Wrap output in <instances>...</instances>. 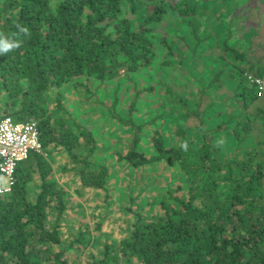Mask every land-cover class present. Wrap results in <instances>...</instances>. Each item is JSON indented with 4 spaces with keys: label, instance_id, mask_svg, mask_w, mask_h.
<instances>
[{
    "label": "trees",
    "instance_id": "obj_1",
    "mask_svg": "<svg viewBox=\"0 0 264 264\" xmlns=\"http://www.w3.org/2000/svg\"><path fill=\"white\" fill-rule=\"evenodd\" d=\"M151 2L0 0V117L35 120L45 151L31 150L19 161L12 190L0 194V264H82L65 255L68 244L79 248L87 242L81 231L63 242L62 190L49 178L46 153L51 146L63 149L82 187L106 190L110 172L107 164L92 165L90 128L75 118L69 122L70 110L59 93L56 106L49 108L46 91L77 76L102 82L154 66L153 30L163 12ZM244 90L247 104L257 95L253 85L244 83ZM112 112L136 127L118 160L133 167L165 161L178 167L184 185L177 183L176 192L167 189L153 210L128 205L133 213L129 234L103 242L85 264H116L120 255L139 264H264V106L257 110L262 136L243 142L242 154L231 160L223 159L206 137L198 144L182 137L168 145L158 130L152 137L154 152L147 154L139 148L144 123H136L131 110L126 117ZM35 176L38 189L32 192ZM50 208L55 209L51 223Z\"/></svg>",
    "mask_w": 264,
    "mask_h": 264
},
{
    "label": "crops",
    "instance_id": "obj_2",
    "mask_svg": "<svg viewBox=\"0 0 264 264\" xmlns=\"http://www.w3.org/2000/svg\"><path fill=\"white\" fill-rule=\"evenodd\" d=\"M179 1L180 0H178V2ZM191 1L197 3L193 4L192 10H187L188 5L191 3L185 1L184 6H186V8H184V10L188 12L176 14L178 16L174 23L168 22L166 17L163 16V21H161V18L156 24L155 30H153V34L157 33V38L161 36L160 40L162 41L169 39L171 44L170 46H166V50H162L163 47H160L162 42L161 44L159 43L158 46L155 45L154 49L157 51L158 57L154 55V66L149 67V71H147L148 74H146L147 82H144V86L150 88L145 92L143 91V93L138 92L139 97L137 100L134 99V96L132 98L137 104L139 99H145L144 101L147 105H149V97L151 96L155 97L158 101H160L159 98L163 100V102L161 101V105L158 103L161 106L159 107L161 113H153V109L148 107L146 110L148 111L147 117L137 112V109H139L137 105L131 108L132 112L136 110L134 111L136 116L138 114V118L143 120L144 125L147 124L148 128V132L144 134L146 140L141 142L140 139L141 146L139 145V148L144 150L147 154L153 153L154 145L152 137L154 132L158 130L164 138L165 144L168 145L174 143L178 144L182 137L186 138V140L192 139L194 140L193 143L198 144V142L202 140V137H206L218 148L219 153H222L223 159L231 160L242 154L240 145L243 142L247 143L249 140L255 141L263 134V123L257 116V110L258 107L264 106V94L257 95L246 104L245 97L247 95V90H244V83H247V85L251 87L252 85L249 81L246 80L244 82L242 80L247 73L256 74L264 70V0ZM196 9H202V12L200 13V10L196 11ZM169 12L170 11H167L165 13L164 11V15H170L171 13ZM195 16H203V18H201L197 24H192L191 18ZM233 18H237L238 21L232 22ZM178 19L180 22L182 21L180 24L181 29L190 24L196 26L197 30L200 26L206 24L208 25L207 31L211 32L214 38L216 34L222 36V43L220 40H215V46H207V50H216L217 54H211L210 58L207 59L205 63L201 61L199 71L193 63H190L189 60L186 59V57H189L190 53H192L191 50H189L192 47L185 45V40L179 45L180 36L183 32L181 29L178 32ZM172 27H174V29H172ZM199 30L202 29H198V31ZM216 55L226 59L225 65L224 59H221V63L224 65L225 70L232 73L230 80H233L235 83L233 88L227 87L228 84L225 83L226 80L222 82V78H220L221 80L218 79L219 82L216 87L211 86V81L214 79L213 75H215V72L219 73L222 71V68H224L219 66L217 69V67L214 66L215 63L217 64L216 61L218 59ZM201 56L206 55L202 53ZM166 57H168L169 60L167 65ZM191 66L196 67L194 76L189 74L190 69H192ZM203 70L206 78L202 79L200 75ZM167 75H169V78H167ZM76 78H78V76L74 77L72 82H75ZM89 79L93 80V85L96 84L95 79L90 77ZM134 79L139 84L138 87H144L140 86V80L142 78L135 77L134 75ZM106 81L107 80H103L102 82ZM75 84L79 85L80 81H76ZM90 108L93 111L103 113V119L106 117V108H104L102 104ZM95 114L96 113L91 115V119L101 121L99 119L100 114ZM153 114L155 115L152 116ZM187 119H190L188 120L189 123L184 124L183 121L185 120L186 122ZM78 121L90 128L95 140V148L90 154L92 165L95 167L103 163L107 164L111 176L107 178L106 190L93 186L82 187L79 176L76 173V168H74L75 165L71 161L69 155L59 147L51 146L49 148L46 153L52 165L49 178L56 181L58 187L62 190V200L64 203V209L62 210L60 218L62 238L66 237V235L63 236L62 233L64 226L67 225L70 230L68 235L70 237H75V235L78 234V230L81 231L79 225L80 221L91 227L92 224L103 222L105 218L114 216L116 210L114 206L115 201H117L118 206H121L123 201L124 203L122 206L126 204L124 206L127 208L131 203L126 202V200L132 201L133 198L136 199L133 195L134 193L132 191L129 192L130 189H133V182L127 184L125 187L122 185L117 186L112 175L114 169L113 167L111 168V164L107 163V161L111 160L113 157L118 159L117 153L125 152L128 147H123L119 151L116 150L117 146L111 142L112 140L110 138H108V140L104 137L103 139L101 137L99 138L100 134L97 135L93 132L95 127L89 120V122L86 121L85 123L84 120ZM161 121H163V123H161ZM113 123L116 122L113 121ZM125 126L128 127L126 124ZM149 135L150 137H148ZM108 143L110 145L106 146ZM236 145L238 149H236ZM112 147L114 148L113 153ZM115 151H117L116 154ZM141 166L143 165L137 167ZM133 171L134 170L131 171L132 174ZM117 179L118 176H116V180ZM31 181V187H34L36 184V187L33 189L37 191L39 178L35 176ZM74 192L77 193V195H75ZM65 196L67 198L70 197L69 199H72L73 202L66 204ZM50 209L55 213L54 208ZM87 214L88 218L86 217ZM67 217H72V220L68 221V223L65 221ZM128 229L130 230V228ZM96 233L102 234L103 236L107 234L104 230L97 231Z\"/></svg>",
    "mask_w": 264,
    "mask_h": 264
},
{
    "label": "rangeland",
    "instance_id": "obj_3",
    "mask_svg": "<svg viewBox=\"0 0 264 264\" xmlns=\"http://www.w3.org/2000/svg\"><path fill=\"white\" fill-rule=\"evenodd\" d=\"M185 1H187L188 3H191L190 5H188V8H187L188 11L193 9V4H197L191 0H185ZM185 1L180 0L178 2V0H152L151 5L155 6V4H159V7L160 9H162V12H163L161 13L162 15L161 21H163V16H164L166 17L168 22L174 23L176 22V18L178 16L176 14H182V13L188 12L187 10H184V8H186V6H184ZM164 11L165 13L167 11H170L169 13L171 14L164 15L165 14ZM196 11H199L201 13L202 9H196ZM255 17H256V14H255ZM201 18H203V16L192 17L191 23L197 24L198 21L201 20ZM237 21H238L237 18L232 19V22H237ZM179 22L180 20L178 19V23H177L178 32L181 29L180 24L182 23V21L180 23ZM174 27H172V29H174ZM207 28H208V25L205 24L204 26H200L198 28L204 31L202 30L198 31V29L196 30V26L189 24L187 27H184L181 29L183 34L180 36L179 45L181 44V42L185 40L186 41L184 42L185 45L192 47L189 49L191 50L192 53H190V56L186 57V59H188L190 63H193L197 67L198 71L200 68L201 61L205 63L207 62L206 60L210 58L211 54L213 53L217 54L216 50L215 51L213 49L207 50L206 49L207 46L208 45L212 47L215 46L216 45V43L214 42L215 40H220L222 43V36L220 34L218 35L216 34V37L214 38L213 37L214 35L211 32H208ZM219 35H220V38H219ZM160 38H157V33L153 34L154 43L152 44L158 46V44L159 43L161 44L162 42V45H160V47H163L162 50H166V46H170L171 42L169 39H165L162 41L160 40ZM166 40H167V43H166ZM202 53L206 56H201ZM154 55L158 57L157 51H156V54ZM217 58H218L216 61L217 64L215 63L214 66L217 67V69L219 66L224 67L226 59L221 56L220 57L217 56ZM165 59H166V65H167L169 62L168 57H166ZM221 59H224V65L221 63ZM156 60L159 62L157 58ZM195 66H191L192 69H190V72H189V74L192 76L195 75V70H196ZM169 70H170V67H169ZM147 71H149V68L148 70L141 69L137 72L136 71L131 72L129 76L124 74L126 72L122 71L119 74L111 77L110 79H107L106 82L95 80V83H96L95 85H93L94 83L93 80L89 79L88 77L80 76L76 78V81H80L79 85L75 84L76 81L72 82L74 78H71L70 82L65 83L62 87L52 86L47 89L46 98H47V102L49 103V108L52 109L56 106V95L57 93H59L60 97L65 102V107L68 110H70L71 117L69 118V122L72 121L71 118L73 119L75 118L76 120H81V121L84 120V123L89 120L95 127L93 132H95V134L97 135L100 134L99 138L101 137L103 139L104 137L106 138V140L110 138L112 141L111 140L109 141L113 142V144L117 146L116 150L119 151L123 147L129 146L128 144L130 143L131 135L135 131L136 127L130 128L129 126L128 127L125 126L124 123H121V121H119L118 118H116V116L112 112L113 109L116 111L115 112L116 114H119L125 117L129 115V110L133 107H136V105L139 107V109H137V112L143 114L145 117L148 116V111H146L148 107L153 109V113H157V114L161 113L160 108H159L161 107L160 106L161 101L163 102L161 98H159L160 101H158L155 97H152V96L149 97V100H150L149 105H147L144 101L145 99H142V98L138 100V104L136 102L132 104V101H133L132 98L135 94L138 95V96L136 95L135 97V100H137L139 97L138 92L143 93V91L145 92L147 91V89L149 90L147 86H144L145 85L144 82H147L146 81L147 79L146 74H148ZM134 75L135 77L137 76L139 78H142L140 80V86H144V87L142 88L138 87L139 84L135 81ZM200 76L202 79L206 78V75L204 74V70L203 72H201ZM231 76H232V73L225 70V67H224L222 68L221 72L219 73L215 72V75H213L214 79H212L211 81V86L216 87L219 80H221L220 78H222V82L223 80H226L225 83L228 84L227 87L233 88L235 86L234 85L235 83L233 80H230ZM167 78H169V75H167ZM243 81L245 82L246 79L244 78ZM114 99L116 100L115 103H114ZM100 104H102L104 108H106V114H105L106 117L104 119H103L104 117L103 113L99 111L98 112L93 111L90 108L92 106L97 107ZM94 113H96L95 115L100 114L99 119L101 121L99 120L95 121L91 119V115H93ZM154 115L155 114H153L152 116ZM134 116H135L134 118H135L136 123L141 124V125L144 123L143 120H140L138 118L139 116L138 114L136 116L135 112H134ZM107 117H110V118H107ZM188 120L190 119H187L186 122L184 120L183 121L184 124L189 123ZM113 121L116 123H113ZM161 123H163V121H161ZM121 124H124V125H121ZM103 125H104V128H103ZM147 132H148L147 124L146 125L143 124L141 131L139 130L141 142L146 140V137L144 136V134ZM148 137H150V135ZM108 145L110 144L109 143L106 144V146ZM113 150L114 148L112 147V153L114 152ZM116 153L117 151H115V154ZM107 163L111 164L112 165L111 168L113 167L114 169V171H112V175H113L114 182L117 186L122 185L125 187L127 184H130L133 182V189L132 190L130 189L129 192L132 191L136 199L133 198L132 201L126 200V202L132 204L133 209H141L144 212H146V210H150L152 209V207L157 206L156 204H157L158 199L160 197H165L167 189H170L171 191L176 192L178 190L176 189L177 183L182 182V184L184 185V179L178 167L173 166V165H167L166 162L164 161L163 162H153V163L145 164L141 167H134V168L133 166L127 163H124L123 160L115 159V157H113L111 160H108ZM132 170H134L133 174L131 172ZM116 176H118L117 180H116ZM184 189L185 187L182 186V188L179 189V192L184 193ZM34 191L35 190L33 189L32 192ZM74 194L77 195V193L75 192ZM64 198H65L66 204L73 202L72 199H69L70 197L67 198L65 196ZM147 199H149L151 203L148 202ZM123 203L124 202L122 201L121 206H118L117 201H115L114 206L116 210L114 212V216L105 218L103 222L92 224L91 227H89L88 224L82 221L79 222L81 232L83 233V236H84V243L87 242L84 245L80 244L79 248L77 247V244H72V245L68 244L74 236L70 237L68 235L70 231L68 226L66 225L67 226L66 227L63 225L64 230L62 233H63V236L66 235V237L63 238V242L64 244H68V248L65 251V255H67L68 258L71 260H75L82 264H85L86 262L90 260L91 258L90 256H92V253L99 252V250L102 247L103 242L111 243L115 240L118 241V239H120L121 237L126 236L129 232L128 228H130L131 222L133 220V213H131L130 210H128L124 206L126 204L122 206ZM154 209H157V207ZM54 217H55V213H53V210L49 209L48 218H49L50 223L51 221H54L53 220ZM86 217L88 218V214ZM71 220H72V217H67L65 219L66 223H68V221H71ZM101 230L106 231L107 234L103 236L102 234L96 233L97 231H101ZM79 231L80 230H78V232ZM116 264H139V262L134 257L120 255Z\"/></svg>",
    "mask_w": 264,
    "mask_h": 264
},
{
    "label": "built area",
    "instance_id": "obj_4",
    "mask_svg": "<svg viewBox=\"0 0 264 264\" xmlns=\"http://www.w3.org/2000/svg\"><path fill=\"white\" fill-rule=\"evenodd\" d=\"M256 95L264 94V70L247 73ZM44 151L35 120H16L11 115L0 117V194L8 193L14 184V172L19 161L31 151Z\"/></svg>",
    "mask_w": 264,
    "mask_h": 264
}]
</instances>
